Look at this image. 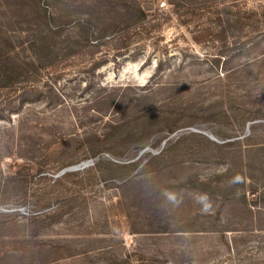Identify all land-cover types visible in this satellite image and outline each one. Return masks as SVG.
Returning <instances> with one entry per match:
<instances>
[{"label":"rangeland","instance_id":"rangeland-1","mask_svg":"<svg viewBox=\"0 0 264 264\" xmlns=\"http://www.w3.org/2000/svg\"><path fill=\"white\" fill-rule=\"evenodd\" d=\"M192 1L0 0V264H264V0Z\"/></svg>","mask_w":264,"mask_h":264},{"label":"trees","instance_id":"trees-1","mask_svg":"<svg viewBox=\"0 0 264 264\" xmlns=\"http://www.w3.org/2000/svg\"><path fill=\"white\" fill-rule=\"evenodd\" d=\"M170 1L173 2V0H170ZM206 3H207L206 0H203V1H201L200 3H199V1L197 0V1H192V3L189 4V5H191V6H193V7H200V5H206ZM141 15H142V18H141V19H144V18H145V14H144L143 12H141ZM48 49H50L49 46H48Z\"/></svg>","mask_w":264,"mask_h":264},{"label":"clouds","instance_id":"clouds-1","mask_svg":"<svg viewBox=\"0 0 264 264\" xmlns=\"http://www.w3.org/2000/svg\"><path fill=\"white\" fill-rule=\"evenodd\" d=\"M236 179L239 180L240 178L237 177ZM169 198L175 200V197H173V196H170ZM202 200L203 201H208V197H207L206 194L202 197ZM209 208H211V203L210 202L204 204V208H203L204 211H208Z\"/></svg>","mask_w":264,"mask_h":264},{"label":"built area","instance_id":"built-area-1","mask_svg":"<svg viewBox=\"0 0 264 264\" xmlns=\"http://www.w3.org/2000/svg\"><path fill=\"white\" fill-rule=\"evenodd\" d=\"M166 3H167V2H165V1H162V2H161V5H162V6H165V5H166Z\"/></svg>","mask_w":264,"mask_h":264},{"label":"water","instance_id":"water-1","mask_svg":"<svg viewBox=\"0 0 264 264\" xmlns=\"http://www.w3.org/2000/svg\"><path fill=\"white\" fill-rule=\"evenodd\" d=\"M79 168V166H76V167H73V168H70V169H78ZM69 169V170H70ZM66 170H64L63 172H65Z\"/></svg>","mask_w":264,"mask_h":264}]
</instances>
